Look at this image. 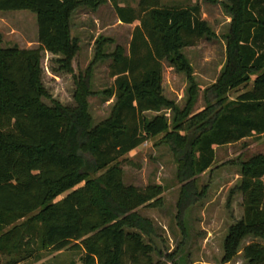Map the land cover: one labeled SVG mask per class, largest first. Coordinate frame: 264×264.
Returning a JSON list of instances; mask_svg holds the SVG:
<instances>
[{
    "label": "trees",
    "instance_id": "16d2710c",
    "mask_svg": "<svg viewBox=\"0 0 264 264\" xmlns=\"http://www.w3.org/2000/svg\"><path fill=\"white\" fill-rule=\"evenodd\" d=\"M110 2L120 22L136 27L129 52L118 47L110 56L114 85L104 94L115 104L110 117L94 126L91 69L79 77L75 108H48L42 102L43 53L65 56L70 67L79 51L71 36L79 1L0 0V14L36 13L39 43L38 49H6L0 31V217L32 216L0 236V262L15 256L8 264H22L35 252L71 250L83 254L82 264H163L155 262V248L146 242L155 235L153 224L135 213L160 197L162 188L125 187L120 161L160 136L175 154L184 153L178 204L184 217L206 195V187L198 191L197 180L215 165L217 148L264 136V0L224 5L232 17L227 62L198 112L199 87L184 51L215 35L200 8L140 0L134 9ZM100 52L96 60L103 61L107 57ZM165 62L188 80L184 108L164 94ZM252 80L251 89L227 100ZM87 168L103 174L92 179ZM236 190L243 195L244 217L230 229L225 260H233L240 244L254 237L263 243L249 244L245 259L264 264V156L243 164Z\"/></svg>",
    "mask_w": 264,
    "mask_h": 264
},
{
    "label": "rangeland",
    "instance_id": "374dc122",
    "mask_svg": "<svg viewBox=\"0 0 264 264\" xmlns=\"http://www.w3.org/2000/svg\"><path fill=\"white\" fill-rule=\"evenodd\" d=\"M80 5L72 18L71 36L76 39L79 51L66 67V57L43 53V104L48 108L62 106L75 108L79 77H85L91 69L92 96L88 99L89 112L94 126L108 119L115 99L104 94L114 85L110 77V56L121 47L129 52L135 25L119 21L110 0H78ZM96 1V0H95ZM121 6L139 8L140 0H119ZM92 4V5H91ZM228 0H160L161 7L198 6L201 17L214 32L210 39L201 40L195 47L186 49L185 55L194 69V79L199 87L198 112L205 108V92L218 82L227 62L226 36L229 34L232 17L224 9ZM0 31L3 48L31 50L38 49V19L34 12H4L0 14ZM101 49V52H100ZM98 51L106 55L105 60H96ZM164 94L184 108L187 101L188 80L164 63ZM230 92L228 101L236 100L247 89ZM169 117L171 113L168 112ZM256 156H264V136L247 139L241 143L220 147L216 150L213 168L197 180V188L205 197L191 206L183 217L179 201L183 183L179 178L180 163L186 155L175 154L163 136L153 139L120 162L123 171V185L145 192L150 187H161L162 195L135 209L142 218L149 220L155 235L146 238L155 248V262L163 264H248L245 248L259 238L248 237L239 246L237 255L230 262L225 260V242L231 227L243 220V195L236 189L241 185L243 164ZM88 177L96 179L103 173L93 174L88 168ZM160 201V202H159ZM0 217V236L29 218ZM82 253L78 251L35 252L22 264H82ZM40 258L41 261H37ZM15 256L3 257L0 264H8Z\"/></svg>",
    "mask_w": 264,
    "mask_h": 264
}]
</instances>
